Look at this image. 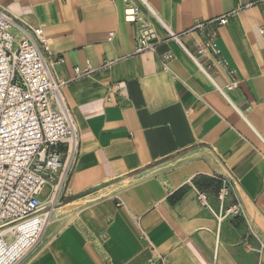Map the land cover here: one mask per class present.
Instances as JSON below:
<instances>
[{"label": "crops", "instance_id": "crops-1", "mask_svg": "<svg viewBox=\"0 0 264 264\" xmlns=\"http://www.w3.org/2000/svg\"><path fill=\"white\" fill-rule=\"evenodd\" d=\"M146 1L175 33L210 23L221 54L197 32L167 41L143 0H0L43 28L81 142L65 196L21 264H264V0ZM128 5L154 25L155 52L135 54ZM225 177L244 215L219 222Z\"/></svg>", "mask_w": 264, "mask_h": 264}, {"label": "built area", "instance_id": "built-area-1", "mask_svg": "<svg viewBox=\"0 0 264 264\" xmlns=\"http://www.w3.org/2000/svg\"><path fill=\"white\" fill-rule=\"evenodd\" d=\"M143 3L166 30L167 41L180 43L181 36L197 32L206 48L221 54L217 29L210 23L178 34L146 0ZM124 18L134 26L135 54L155 52L162 41L140 8L128 5ZM227 21L223 17L216 22L224 26ZM204 54L200 48L197 55ZM45 55H51V43L43 28L26 26L0 8V264H21L35 249L65 196L80 151L77 124L62 96L67 82L53 77ZM92 72L90 67L74 70L76 78ZM220 182L218 201L223 211L216 216L218 221L243 216L238 182L232 177ZM229 197L234 202L224 209ZM198 199L207 206L203 193Z\"/></svg>", "mask_w": 264, "mask_h": 264}, {"label": "rangeland", "instance_id": "rangeland-1", "mask_svg": "<svg viewBox=\"0 0 264 264\" xmlns=\"http://www.w3.org/2000/svg\"><path fill=\"white\" fill-rule=\"evenodd\" d=\"M46 195V193L44 194V196ZM59 207H61V206H59ZM70 207L68 206V207H65V209H64V211H66V210H68Z\"/></svg>", "mask_w": 264, "mask_h": 264}, {"label": "water", "instance_id": "water-1", "mask_svg": "<svg viewBox=\"0 0 264 264\" xmlns=\"http://www.w3.org/2000/svg\"><path fill=\"white\" fill-rule=\"evenodd\" d=\"M96 190H97V189H96ZM96 190H92V192H93V191H96Z\"/></svg>", "mask_w": 264, "mask_h": 264}, {"label": "bare ground", "instance_id": "bare-ground-1", "mask_svg": "<svg viewBox=\"0 0 264 264\" xmlns=\"http://www.w3.org/2000/svg\"><path fill=\"white\" fill-rule=\"evenodd\" d=\"M68 207V206H67Z\"/></svg>", "mask_w": 264, "mask_h": 264}]
</instances>
